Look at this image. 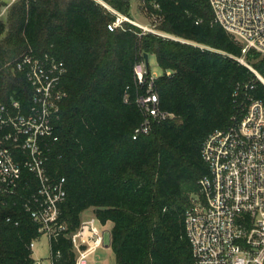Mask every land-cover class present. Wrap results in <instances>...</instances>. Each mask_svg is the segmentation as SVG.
<instances>
[{"label": "trees", "instance_id": "16d2710c", "mask_svg": "<svg viewBox=\"0 0 264 264\" xmlns=\"http://www.w3.org/2000/svg\"><path fill=\"white\" fill-rule=\"evenodd\" d=\"M139 1L154 28L175 38L129 21L109 30L114 11L131 16V0H16L0 20V101L30 104L33 89L14 68L23 53L49 52L66 65L48 160L49 172L66 178L58 218L66 228L50 238L52 264H75L68 234L88 208L112 224L115 264H192L185 213L208 173L202 144L231 123L246 94L264 102V84L237 60L264 78V54H243L208 0ZM145 53L163 70L153 88L173 117L133 138L146 86L134 67ZM40 235L20 203L0 200V264H35L29 244Z\"/></svg>", "mask_w": 264, "mask_h": 264}, {"label": "built area", "instance_id": "2783aa9c", "mask_svg": "<svg viewBox=\"0 0 264 264\" xmlns=\"http://www.w3.org/2000/svg\"><path fill=\"white\" fill-rule=\"evenodd\" d=\"M208 2L214 22L241 44L243 54L249 49L264 54V0ZM114 12L116 18L107 24L109 30L129 20ZM138 26L143 32L175 38L152 27ZM237 60L264 84L263 76L243 56ZM14 68L24 74L33 92L26 109L17 98L0 101V200L20 203L36 222L38 232L51 238L66 228L58 219L66 197V178L48 169L49 152L58 140L54 123L66 94L61 87L66 65L49 52H26L15 60ZM134 71L137 82L146 83L135 99L143 114L133 132L136 138L173 114L161 109L153 88L156 76L151 75L145 60L137 63ZM253 86L251 83L247 88ZM244 98L231 123L211 132L202 144L208 173L200 177L199 192L185 213L192 264H264V102L249 94ZM6 220L10 221V216ZM106 224L94 216L81 220L68 234L75 264H89L88 257L104 246ZM29 246H34V239Z\"/></svg>", "mask_w": 264, "mask_h": 264}, {"label": "rangeland", "instance_id": "374dc122", "mask_svg": "<svg viewBox=\"0 0 264 264\" xmlns=\"http://www.w3.org/2000/svg\"><path fill=\"white\" fill-rule=\"evenodd\" d=\"M16 0H0V20L6 21L10 5ZM131 16L128 17L129 22L137 25L154 28L155 18L144 11L139 0H131ZM148 68L152 76H158L163 70L157 64L154 54L148 55ZM95 216L92 208L85 209L81 214V220H89ZM112 224H106L104 246L98 248L88 257L89 264H115V254L110 247V229ZM32 255L39 264L51 263L50 238L46 233L34 238V246L32 247Z\"/></svg>", "mask_w": 264, "mask_h": 264}, {"label": "water", "instance_id": "95a60500", "mask_svg": "<svg viewBox=\"0 0 264 264\" xmlns=\"http://www.w3.org/2000/svg\"><path fill=\"white\" fill-rule=\"evenodd\" d=\"M144 60H145L146 65L148 66V54L147 53L144 54ZM35 264H39V262H35Z\"/></svg>", "mask_w": 264, "mask_h": 264}]
</instances>
